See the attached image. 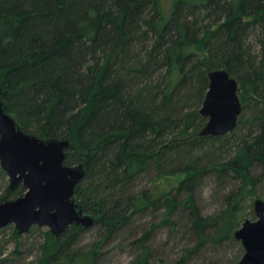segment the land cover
Segmentation results:
<instances>
[{
    "label": "trees",
    "instance_id": "16d2710c",
    "mask_svg": "<svg viewBox=\"0 0 264 264\" xmlns=\"http://www.w3.org/2000/svg\"><path fill=\"white\" fill-rule=\"evenodd\" d=\"M216 69L237 79L245 105L229 134L200 137ZM0 87L24 133L69 142L64 163L85 170L76 201L105 239L162 206L184 214L194 251L234 241L264 178V0H171L167 13L162 0H0ZM214 142L224 150L207 151ZM208 172L237 184L202 215L195 194ZM149 174L187 177L175 195L136 191ZM23 193L19 184L0 201ZM84 231H47V264H91L95 251L71 254ZM146 235L133 264H147Z\"/></svg>",
    "mask_w": 264,
    "mask_h": 264
},
{
    "label": "water",
    "instance_id": "95a60500",
    "mask_svg": "<svg viewBox=\"0 0 264 264\" xmlns=\"http://www.w3.org/2000/svg\"><path fill=\"white\" fill-rule=\"evenodd\" d=\"M208 81L199 109L206 122L196 135L220 137L237 126L242 111L239 85L226 69L210 71ZM68 146L67 140L24 133L0 99V168L9 178V191L19 184L24 189L22 196L0 201V231L11 224L19 235L33 226L47 227L59 237L69 226L86 230L94 225L93 214L76 201L75 187L85 170L82 164L64 163ZM253 210L255 219L244 220L233 234L244 250L238 264H264V201L256 199Z\"/></svg>",
    "mask_w": 264,
    "mask_h": 264
},
{
    "label": "rangeland",
    "instance_id": "374dc122",
    "mask_svg": "<svg viewBox=\"0 0 264 264\" xmlns=\"http://www.w3.org/2000/svg\"><path fill=\"white\" fill-rule=\"evenodd\" d=\"M162 5L167 13L171 0H162ZM240 99L244 107V100ZM247 114L245 113V119ZM240 120L241 114L238 123ZM222 148L224 147L219 142H214L208 144L206 150L216 149L220 153L224 150ZM186 177L184 174L158 177L155 174L145 175L138 180L135 190L149 189L157 195H175L174 188ZM236 184L237 182L229 180L222 183L215 174L206 173L199 180L195 194L201 214L211 215L221 210L222 196ZM8 185L9 178L0 168V198L8 191ZM252 193L253 196L244 202L242 222L255 219L253 203L256 199L264 201V178ZM183 198L184 196L180 195V199ZM180 218H168L165 209L160 206L155 210L133 215L125 227L106 239L104 230L93 225L79 236L71 248V254L93 250L96 255L91 264H133L140 252L139 241L147 234L146 242L150 250L147 264H238L244 253L240 242L234 240L221 245L204 244L194 251L196 242L186 233L189 223L184 214H180ZM14 231L16 229L13 224L0 231V264H47L49 251L53 249L47 245L45 238L49 229L33 226L28 233L22 235H14Z\"/></svg>",
    "mask_w": 264,
    "mask_h": 264
}]
</instances>
